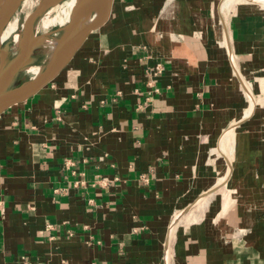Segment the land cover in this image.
Wrapping results in <instances>:
<instances>
[{
	"label": "crops",
	"instance_id": "obj_1",
	"mask_svg": "<svg viewBox=\"0 0 264 264\" xmlns=\"http://www.w3.org/2000/svg\"><path fill=\"white\" fill-rule=\"evenodd\" d=\"M261 103L264 0H114L0 116V264H264Z\"/></svg>",
	"mask_w": 264,
	"mask_h": 264
},
{
	"label": "water",
	"instance_id": "obj_2",
	"mask_svg": "<svg viewBox=\"0 0 264 264\" xmlns=\"http://www.w3.org/2000/svg\"><path fill=\"white\" fill-rule=\"evenodd\" d=\"M11 0H0V116L9 109L26 102L42 88L52 82L70 63L76 52L94 33L101 30L110 17L114 0L104 3L103 0H88L90 12L94 19L91 24L81 30L77 40L68 48L55 55H49L38 72L23 83L17 84L19 74L24 71L31 61H28L30 50L22 52L11 63L7 62L8 39L5 32L9 24L15 20L21 9L23 0L10 3ZM37 11L29 17L25 25L24 37L27 36L29 24L34 21Z\"/></svg>",
	"mask_w": 264,
	"mask_h": 264
},
{
	"label": "bare ground",
	"instance_id": "obj_3",
	"mask_svg": "<svg viewBox=\"0 0 264 264\" xmlns=\"http://www.w3.org/2000/svg\"><path fill=\"white\" fill-rule=\"evenodd\" d=\"M15 1L17 0H11L10 3L13 4V2ZM23 1V6L30 5L32 3V0ZM103 1L106 4V2H108L109 0ZM41 9H43L44 12L38 16L40 18L39 21L42 22L45 28L54 23H59L60 25L62 24L61 36H59L58 38H53L52 40L45 37L33 38V35L30 32V28L27 30L28 34L26 37H24L22 33H19L18 35L17 33L14 34L17 29V23L16 20H14L7 27L5 37H3V39L8 35L9 38L14 37L12 38L11 43H14V48H16L17 50L28 49L31 52V50H33L36 45H42V47L40 48L46 49L45 51L48 52V55L52 56L59 51H62L71 46L77 40L79 34L81 33V30L87 28L94 19L93 14L90 12V5L88 3V0H46L45 2H43ZM53 11L56 12L58 16L57 18L55 17L52 19V21H50L48 17L49 14ZM38 71L39 70L37 67L34 72L37 73ZM225 139H227L228 142H232V134L227 135Z\"/></svg>",
	"mask_w": 264,
	"mask_h": 264
},
{
	"label": "rangeland",
	"instance_id": "obj_4",
	"mask_svg": "<svg viewBox=\"0 0 264 264\" xmlns=\"http://www.w3.org/2000/svg\"><path fill=\"white\" fill-rule=\"evenodd\" d=\"M45 1L46 0H32V3L30 5H26V6L22 5L21 6L20 11L18 12V14L15 18L16 23H17V29H16V32H14V34L17 33V35H18L19 33L20 34L22 33V35L25 36L24 35L25 25L28 23L29 17L37 11L36 18L28 26V29L29 28L31 29L30 32L32 33L33 38L34 37H37V38H44L45 37L47 39L52 40L53 38H58L59 36H61L62 24L60 25L59 23H54V24H51L49 27L45 28L43 26L42 22L39 21L40 18L38 16L44 12V10L41 9V6H42L43 2H45ZM32 5H33V7H32ZM57 16L58 15L56 14V12L53 11L49 14L48 19H50V21H52V19L55 17L57 18ZM12 38H14V37H10L8 39V47H7V50H8L7 62L8 63H11V61H13L17 57V55H19L22 52V50H17L16 48H14V43H11ZM40 47H42V45H39V46L36 45V47L33 48V50H31V52L29 53L28 61H31V63L29 64V66L24 71H22L19 74L18 79H17V84L23 83L24 81L28 80L32 76L35 69L39 66H42L43 63L45 62V60L47 59V57L49 56L48 52L45 51L46 49L40 48ZM253 84H254V82H249V86L251 87V89H250L251 91L253 88ZM262 99H263L262 97L259 98L257 100L258 103L261 102ZM260 105H261V108H264V103L263 104L261 103ZM208 203L210 204V202H208ZM209 204H207V206ZM174 222L175 223H174V225H172V230H174V227H175L176 223L178 222V220L177 221L175 220Z\"/></svg>",
	"mask_w": 264,
	"mask_h": 264
},
{
	"label": "built area",
	"instance_id": "obj_5",
	"mask_svg": "<svg viewBox=\"0 0 264 264\" xmlns=\"http://www.w3.org/2000/svg\"><path fill=\"white\" fill-rule=\"evenodd\" d=\"M156 70H157L158 73H161L162 67H161L160 64L157 65ZM150 83H152V80L150 81ZM107 182H109V180H108L107 178H104V177H102V178L97 177V178L94 180L93 184H94V185H101V186H103V185H106ZM25 264H26V263H25Z\"/></svg>",
	"mask_w": 264,
	"mask_h": 264
}]
</instances>
